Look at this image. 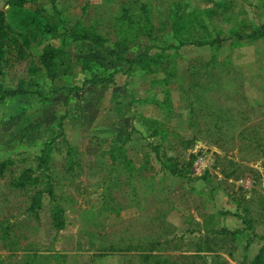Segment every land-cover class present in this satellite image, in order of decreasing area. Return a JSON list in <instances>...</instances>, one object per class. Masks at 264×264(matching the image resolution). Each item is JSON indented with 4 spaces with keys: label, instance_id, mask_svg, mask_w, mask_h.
<instances>
[{
    "label": "rangeland",
    "instance_id": "obj_1",
    "mask_svg": "<svg viewBox=\"0 0 264 264\" xmlns=\"http://www.w3.org/2000/svg\"><path fill=\"white\" fill-rule=\"evenodd\" d=\"M8 1L0 12L18 48L2 58L0 88L29 93L0 101V264H254L264 250V0H31L24 8L51 33L27 44ZM144 5V29L119 19L143 18ZM180 16L192 27L183 47ZM74 28L100 48L73 41ZM119 47L144 61L117 60ZM27 169L39 184L15 187ZM47 182L52 196L37 208Z\"/></svg>",
    "mask_w": 264,
    "mask_h": 264
},
{
    "label": "trees",
    "instance_id": "obj_2",
    "mask_svg": "<svg viewBox=\"0 0 264 264\" xmlns=\"http://www.w3.org/2000/svg\"><path fill=\"white\" fill-rule=\"evenodd\" d=\"M28 1L30 2L31 0H10L7 3L11 9L9 12V17H10L11 23H13L17 29H19L23 32L22 33V39H23V43H26V44H27L29 34L37 33L39 35L47 36L51 33L48 25L43 24L42 19L35 12L24 8L25 3ZM142 9L143 10H141L140 14H142L143 18L140 17L141 19L138 17L130 19L125 14H122L119 17V19L124 21L126 24L135 25V26H138L139 28L144 29L143 24L150 22L151 16H150L149 9L147 10L145 5L142 7ZM127 10L128 9H124V13ZM187 19H189V18H183L180 16L178 18V20H176V19L174 20V26H173L174 31L173 32L176 33V37H177L178 42H179L178 46H180V47H183L185 44H187L186 40L189 39V37H187L188 31H189V29H192V27L188 24ZM70 36L72 37L73 41H88L96 48L97 47L100 48V45H102V43H100L99 36L91 35L88 28H82L81 30L74 28L72 30ZM17 41H18L17 38L11 34L10 26L7 25L5 22L3 12H0V67H1L2 58L4 57L5 53L8 50L18 48V47H16ZM208 43H210V41L204 42L203 44H208ZM125 54H126V49L119 47L118 50L114 51L112 55L115 56L117 60L127 63L130 67L139 63L140 61L143 62L145 59V54H141L136 59H132V60L125 59L124 58ZM40 63L45 69L46 77L50 81L53 82L57 78V65H56L55 54H53L50 51L43 52L41 55V58H40ZM96 83L97 84H104V83L112 84L113 83V75H110L108 78H102V79L94 76L91 79H86L85 82L83 83V85L84 86L85 85H92V84H96ZM61 90H63V88L58 87V86H54L52 91H53V94L56 95ZM66 90L68 92H72V91H78V88L73 87V88L66 89ZM28 93L29 92H27V91L23 92V91H19V90H16L14 92H5L0 88V101L4 100L7 97H15L17 95H25ZM35 94L38 95L39 97H42V95L39 92H36ZM49 98H51V97H49ZM60 127H61V125H60ZM53 143H54V139H52L49 143H47L45 145V147L43 148L41 155L38 157V165H37L36 171H40L41 173H44L46 171L47 162L49 160H51L52 144ZM116 152H119V153L115 154ZM68 155H69L68 160H67L68 167L66 169H67V172L69 173V172H71V169L73 168L74 154L73 153L71 154V152L68 151ZM120 155L121 156L123 155L122 151H115L113 154V156H114L113 159L120 157ZM168 162H171V160H168ZM173 165L174 166H169V168L172 167V171H173V173H175L177 165H175V164H173ZM164 167H165V165H164ZM33 171L34 170H31V169L25 170L19 176L15 187H17V188H24L26 186L34 187L37 184H39L38 178L33 177ZM44 194H48L50 197L52 196L51 189H50L48 182L46 183V188L42 189V190H38V192H36L35 196H33V198H32V200L35 201V205L37 206V208H39L41 206V201H42L41 197ZM62 214H63V210L58 205H54L52 207L50 216L52 219V226L55 229L60 230L64 226ZM260 252H262V253L260 255H257L254 258V264H264V255H263L264 250H260ZM261 255H263V256H261Z\"/></svg>",
    "mask_w": 264,
    "mask_h": 264
}]
</instances>
